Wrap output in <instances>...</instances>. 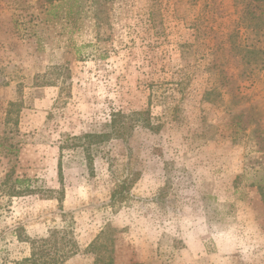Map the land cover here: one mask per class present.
Instances as JSON below:
<instances>
[{"label":"rangeland","instance_id":"374dc122","mask_svg":"<svg viewBox=\"0 0 264 264\" xmlns=\"http://www.w3.org/2000/svg\"><path fill=\"white\" fill-rule=\"evenodd\" d=\"M143 109L151 127L85 137ZM259 184L264 0H0V264L61 208L63 264H94L103 230L115 264H264Z\"/></svg>","mask_w":264,"mask_h":264},{"label":"trees","instance_id":"16d2710c","mask_svg":"<svg viewBox=\"0 0 264 264\" xmlns=\"http://www.w3.org/2000/svg\"><path fill=\"white\" fill-rule=\"evenodd\" d=\"M53 4L55 0H45ZM72 2L74 0H63ZM81 11L78 9L72 11L68 9L67 16L77 21ZM53 79H47L43 83L52 84ZM142 122L144 126L151 127V117L149 109L137 110L131 113L118 112L111 115L109 121L110 131L101 133H89L85 137L88 138L90 143H97L109 139L111 136L126 139L132 135L135 125ZM262 199L264 201V184H259ZM9 192V190H8ZM17 192V191H13ZM60 206L62 207L63 198H58ZM61 216L64 218V225L62 227H55L50 230L49 234L45 237L31 238L28 235H23L19 231L18 237L23 241H28L31 244L30 256L22 260V264H63L67 259L79 253V243L75 237L74 220L68 218V212L61 208ZM108 236L106 231H102L88 246L87 251L95 253L94 264H115L112 255V243L107 240ZM137 264V263H133Z\"/></svg>","mask_w":264,"mask_h":264}]
</instances>
